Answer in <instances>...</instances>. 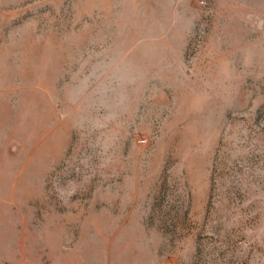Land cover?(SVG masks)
<instances>
[{
	"label": "rangeland",
	"instance_id": "1",
	"mask_svg": "<svg viewBox=\"0 0 264 264\" xmlns=\"http://www.w3.org/2000/svg\"><path fill=\"white\" fill-rule=\"evenodd\" d=\"M0 264H264V0H0Z\"/></svg>",
	"mask_w": 264,
	"mask_h": 264
}]
</instances>
